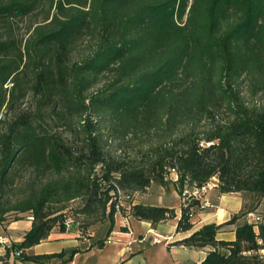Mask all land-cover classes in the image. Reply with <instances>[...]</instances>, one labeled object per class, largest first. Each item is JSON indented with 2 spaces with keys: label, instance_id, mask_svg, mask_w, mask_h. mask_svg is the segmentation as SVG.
<instances>
[{
  "label": "trees",
  "instance_id": "trees-1",
  "mask_svg": "<svg viewBox=\"0 0 264 264\" xmlns=\"http://www.w3.org/2000/svg\"><path fill=\"white\" fill-rule=\"evenodd\" d=\"M31 16L18 38L14 25ZM262 90L264 0H0V225L32 217L11 247L64 231L75 199L84 233L112 226L118 194L152 183L181 194L216 178L219 194L243 196L241 209L180 242L209 247L199 264H264V225L246 220L264 200V103L253 100ZM197 209L195 199L182 205L176 231ZM131 212L175 217L160 205ZM231 224L235 239H216ZM22 252L31 262L64 254Z\"/></svg>",
  "mask_w": 264,
  "mask_h": 264
},
{
  "label": "crops",
  "instance_id": "crops-1",
  "mask_svg": "<svg viewBox=\"0 0 264 264\" xmlns=\"http://www.w3.org/2000/svg\"><path fill=\"white\" fill-rule=\"evenodd\" d=\"M172 179L177 176L171 173ZM216 178L209 181V187L204 193L208 206L197 209L192 217V227L186 231H176V223L181 214L182 196L175 190L168 194L160 186L157 194V204L144 201L147 191L141 201H133L144 205H160L174 209L173 219L151 223L139 220L132 215L131 208L122 216L110 222L80 233L72 226L60 231L58 227L52 229L48 238L32 247L23 250L22 254L42 255L63 252V256L51 258L45 262H31L25 260L23 255H16L12 244L19 243L31 226L30 216L0 225V235L7 238L8 243L0 245V264H199L206 257L209 247H190L180 241L190 236L202 225L207 223H223L237 213L243 204L240 193L219 194ZM150 187V186H149ZM149 187L147 190H149ZM138 194V193H137ZM167 202L164 203V199ZM105 226V227H104ZM156 235L162 237L156 243ZM103 239L98 247L95 242ZM216 239L233 241L235 239V226H224L216 234ZM76 250L71 259H68L71 250Z\"/></svg>",
  "mask_w": 264,
  "mask_h": 264
},
{
  "label": "rangeland",
  "instance_id": "rangeland-1",
  "mask_svg": "<svg viewBox=\"0 0 264 264\" xmlns=\"http://www.w3.org/2000/svg\"><path fill=\"white\" fill-rule=\"evenodd\" d=\"M35 18L36 17L31 16V17L23 19L22 21H17L16 25H14V33H15V35L18 38L19 37H25L27 35V33H28L29 24H31L35 20ZM86 51L87 50H86L85 44L83 42L80 43V45L71 54V61L78 60L82 55H84L86 53ZM241 86H242V92L244 93L245 97L249 98L247 96L248 94L246 92V84H245V82H242ZM253 100L256 101V102L264 103V90L259 92ZM25 104L28 105L29 104V100ZM116 143H117L116 141L109 142L110 148L115 147ZM28 174H29L28 171H25V170L21 169L18 172L16 185L18 186L20 183H22L23 180H24V177H27ZM170 177L172 178L173 176H171V174H170ZM159 187L160 186L158 184L152 183L150 185V187H149V190H146L147 193H148V196H145L146 198L144 199V201H148L149 200V202H153V203L157 204V202H159V201H157V197L156 196H157V194L159 192ZM171 190H173L172 186H171ZM166 194H168V192H166ZM143 196H144V193H138V194L135 193L132 196H126V195L118 194L117 198L119 199L120 204H119V208H117L115 219L119 218V215L117 214V212L120 213L122 216H124L125 212L129 210L130 204L133 201H141L142 200L141 198ZM242 198H243V196H242ZM167 199L168 198L164 199V203L167 202ZM79 205H80V201L78 199H75V200L69 202L68 203V208L66 210V215L74 217L75 219H77V220L79 219L81 221L82 217L79 214H77V212H76V209H77V207H79ZM261 211H264V200H262V204L256 210V212H261ZM105 222H107V220L103 221L102 223L96 224L95 227H98V226H100L101 224H103Z\"/></svg>",
  "mask_w": 264,
  "mask_h": 264
},
{
  "label": "built area",
  "instance_id": "built-area-1",
  "mask_svg": "<svg viewBox=\"0 0 264 264\" xmlns=\"http://www.w3.org/2000/svg\"><path fill=\"white\" fill-rule=\"evenodd\" d=\"M208 187H209V183H207L206 185L202 187H196L194 185L184 187L181 193L182 205H187L191 200L195 199L199 201L200 207L208 206V201L204 199V193L208 189ZM30 218L32 219V217ZM246 220L247 222L254 224V229L257 231L259 224L264 225V211L249 213L246 217ZM63 224L65 228H69L72 226L78 228L79 221L75 219L74 217L67 216L64 219ZM154 241L156 243H160L162 241V237L159 235H156L154 238ZM258 242L260 243V241ZM7 243H8L7 238L3 235H0V245H4ZM14 252L16 255H20L22 250L17 249ZM259 253L264 254V249L260 250Z\"/></svg>",
  "mask_w": 264,
  "mask_h": 264
}]
</instances>
